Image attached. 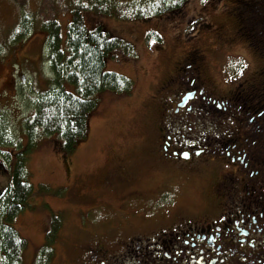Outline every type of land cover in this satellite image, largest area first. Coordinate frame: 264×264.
Listing matches in <instances>:
<instances>
[{"label":"rangeland","instance_id":"rangeland-1","mask_svg":"<svg viewBox=\"0 0 264 264\" xmlns=\"http://www.w3.org/2000/svg\"><path fill=\"white\" fill-rule=\"evenodd\" d=\"M100 1L0 0V117L6 119V130L16 141V146L0 147L1 160L4 161L1 153L7 151L13 164L18 143L25 147L24 121L34 113L37 97L50 90L53 75L44 23L57 20L64 40L73 11ZM109 1L112 6L128 9L141 3V8L149 10L173 8L179 0L175 3L172 0ZM238 6V0H187L178 9L144 19L128 20L125 12L120 18L114 14L101 16L107 29L131 47L129 54L123 48L117 49L116 56L107 59L106 71L132 80V92H105L100 96L99 105L90 115L87 135L72 153L63 151L52 137L39 139L30 149L26 169L33 191L24 211L12 223L28 242L22 264H36L53 217L59 219L61 227L54 243V260L47 264H76L79 250L72 249L76 243L80 248L85 246L88 253L95 247L93 231L108 230L112 237L119 238L121 232L114 231L130 225L138 208L131 207L135 203L131 198L125 200L126 196H121V189L113 183H118L119 171L128 177L136 175L132 172L136 165L144 191L162 177L154 169L155 151L161 139L152 124L155 114L151 103L160 82L190 51L204 50L210 83L222 97L244 79L247 82L252 76L258 77V71L263 68L262 59L247 45L254 42L244 38L246 43L239 36ZM24 15L30 16L33 24L29 34L20 37L23 29L19 31L17 25ZM83 17L89 26L100 21L93 12ZM258 32L261 26L256 27L253 35ZM147 158L154 160L146 163ZM10 161L6 162L7 171ZM9 178V172H0V189H5ZM201 181L199 174L182 181L181 192L196 198ZM165 202L159 199L153 204ZM145 214L142 211L139 217ZM1 220L0 215V223ZM85 234L89 235L84 240ZM47 258L46 250L40 252L42 264Z\"/></svg>","mask_w":264,"mask_h":264},{"label":"flooded vegetation","instance_id":"flooded-vegetation-1","mask_svg":"<svg viewBox=\"0 0 264 264\" xmlns=\"http://www.w3.org/2000/svg\"><path fill=\"white\" fill-rule=\"evenodd\" d=\"M250 1L239 0V6ZM261 4L264 10V0ZM244 18L242 13L238 33L246 42ZM260 24L264 29V16ZM261 39L255 44L246 42L262 59L258 77L244 79L227 96L222 97L210 83L205 53L199 48L179 60L160 82L151 107L155 114L152 124L161 139L154 169L162 177L144 191L137 165L132 168L136 175L118 172V183L113 185L121 189L125 200L131 198L135 204L130 206L138 211L128 227L114 231L121 232L119 238L108 230L93 231L95 247L88 253L76 243L72 247L79 250L76 264H264ZM154 158H147L146 163ZM0 172H5L1 159ZM195 174L202 175V181L199 195L193 198L181 192V182ZM159 199L166 202L153 204ZM142 211L146 214L139 217ZM59 231L49 245L51 261ZM48 232L49 228L46 248ZM0 253L4 258L1 238Z\"/></svg>","mask_w":264,"mask_h":264},{"label":"trees","instance_id":"trees-1","mask_svg":"<svg viewBox=\"0 0 264 264\" xmlns=\"http://www.w3.org/2000/svg\"><path fill=\"white\" fill-rule=\"evenodd\" d=\"M187 0H179L173 8L169 6L141 8V3L133 4L129 9L126 6L115 7L109 0H101L89 6H81L73 11V18L68 26L66 38L63 40L61 26L57 20H49L44 23L47 32L46 45L48 47V60L53 75L50 82V90L41 93L37 99L34 113L26 119L23 127L27 138L25 147L18 143V152L14 154V162L10 161L7 151L2 154L5 168L10 161V178L4 190H0V238L4 248L5 264H22L23 252L27 247V240L13 228L15 217L24 211L28 197L33 191L28 180L27 154L36 141L43 137L55 138L63 151L72 153L79 142L83 141L88 132L89 118L100 102V96L105 92L124 94L132 92L133 82L122 75L106 71V61L116 55L117 49L123 48L129 54L131 47L124 43L114 33L109 31L101 20V16L114 14L126 19H144L148 16L163 15L170 10H175L184 5ZM239 1V0H238ZM262 0L256 4L251 0L246 5L237 7L236 15L244 13L246 39L255 44L264 38V29L253 35L256 27L261 26V17L264 10L261 9ZM144 5V4H142ZM97 13L100 21L94 26L86 24L84 14ZM103 19V18H102ZM32 18L24 15L19 21L17 29L22 32L20 37L29 34ZM26 25V26H25ZM248 25L251 27L249 28ZM25 26V27H24ZM19 33V32H18ZM249 42V41H248ZM250 43V42H249ZM114 55V56H113ZM5 118L0 117V147L10 148L16 146L15 139L6 130ZM22 141V138H21ZM2 152V151H0ZM1 158V157H0ZM6 171V170H5ZM49 226L47 234V248L42 247L36 256V264H42L39 259L40 252L48 253L47 264L53 258L50 248L57 230L60 229L59 219Z\"/></svg>","mask_w":264,"mask_h":264},{"label":"snow or ice","instance_id":"snow-or-ice-1","mask_svg":"<svg viewBox=\"0 0 264 264\" xmlns=\"http://www.w3.org/2000/svg\"><path fill=\"white\" fill-rule=\"evenodd\" d=\"M172 2H173V3H175V2H176V0H172Z\"/></svg>","mask_w":264,"mask_h":264}]
</instances>
